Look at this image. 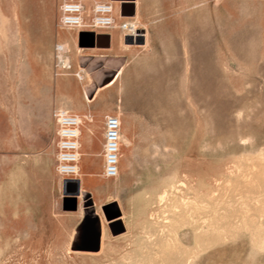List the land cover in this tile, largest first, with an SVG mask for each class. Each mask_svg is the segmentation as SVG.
I'll return each instance as SVG.
<instances>
[{
  "label": "rangeland",
  "instance_id": "obj_1",
  "mask_svg": "<svg viewBox=\"0 0 264 264\" xmlns=\"http://www.w3.org/2000/svg\"><path fill=\"white\" fill-rule=\"evenodd\" d=\"M114 1L122 72L72 66L60 0H0V264H264V0ZM71 73L129 116L119 176L79 192L49 102Z\"/></svg>",
  "mask_w": 264,
  "mask_h": 264
},
{
  "label": "crops",
  "instance_id": "obj_2",
  "mask_svg": "<svg viewBox=\"0 0 264 264\" xmlns=\"http://www.w3.org/2000/svg\"><path fill=\"white\" fill-rule=\"evenodd\" d=\"M98 0H84L85 14L88 18L92 13V7ZM108 1V0H100ZM116 14V16H115ZM114 26L107 29H100L96 31L77 30L66 28L60 25L61 31H73L70 36L64 34L69 38V59L72 66H82L80 64V55L88 57L89 60L97 61L98 66H111V61H115L117 66H121L120 71L129 65V61L134 51V43L128 41V36L138 33H132L122 27L124 23H135V16L123 14L122 6H117L114 2ZM82 31L93 32V39L88 37L83 45L79 43V34ZM66 33V32H63ZM137 35V34H136ZM91 42V50H80L81 47L89 46L87 43ZM79 45V46H78ZM77 70V67L76 69ZM70 76L57 77L53 84L50 85L52 90L49 102L56 104L62 101L68 103L67 107L70 111L80 115L82 119L79 137V173L77 181L80 189H90L93 186H99L104 182V149L106 138V117L113 109L109 107L100 106V90L89 97L85 88V78H78L71 73ZM92 98V99H90ZM123 140L121 142L122 149L126 150L128 147L129 132V116L122 115ZM124 142V143H123ZM124 155L121 154L120 165L124 164Z\"/></svg>",
  "mask_w": 264,
  "mask_h": 264
},
{
  "label": "built area",
  "instance_id": "obj_3",
  "mask_svg": "<svg viewBox=\"0 0 264 264\" xmlns=\"http://www.w3.org/2000/svg\"><path fill=\"white\" fill-rule=\"evenodd\" d=\"M59 24L66 28L77 30L96 31L114 26V0L96 1L92 7L91 15L86 18L84 0H60ZM124 29L134 33L131 23L122 24ZM59 61L63 64V57L67 52L64 43L56 45ZM61 68L69 69L64 65ZM79 78L80 73H77ZM56 123L57 157L56 168L63 180H77L79 173V137L82 119L80 115L64 107H57L53 111ZM121 127L122 122L117 115L106 117V138L104 149V176L116 178L120 173L121 157Z\"/></svg>",
  "mask_w": 264,
  "mask_h": 264
},
{
  "label": "water",
  "instance_id": "obj_4",
  "mask_svg": "<svg viewBox=\"0 0 264 264\" xmlns=\"http://www.w3.org/2000/svg\"><path fill=\"white\" fill-rule=\"evenodd\" d=\"M93 36H94V33L93 32H89V31H82L80 32L79 34V43L81 45H83V43L85 42V40L90 37L91 39H93ZM128 41H133V40H137V38H135L134 35H130L128 36ZM72 185H77V192H79V182L77 180H72V179H66L64 180V186L65 187H69V186H72ZM107 209L104 208V211H105V214L108 215V211H106ZM110 219H113L114 217L113 216H110L109 217Z\"/></svg>",
  "mask_w": 264,
  "mask_h": 264
},
{
  "label": "bare ground",
  "instance_id": "obj_5",
  "mask_svg": "<svg viewBox=\"0 0 264 264\" xmlns=\"http://www.w3.org/2000/svg\"><path fill=\"white\" fill-rule=\"evenodd\" d=\"M114 2H115V1H114ZM115 16H116V14H115ZM131 24L134 26V30H135L134 34H135V33H136V28H135L136 24H135V23H131ZM61 58L63 59V64H64V65H68V61H67V59L64 58V57H61ZM80 73H81V72H80ZM80 76L83 77V75H81V74H80ZM123 134H124V133H123V131H122V127H121V142H122V140H123V138H124V137H123ZM123 143H124V142H123ZM121 146H122V145H121ZM121 218H122V217H121Z\"/></svg>",
  "mask_w": 264,
  "mask_h": 264
}]
</instances>
